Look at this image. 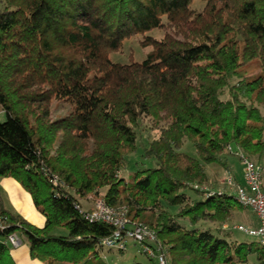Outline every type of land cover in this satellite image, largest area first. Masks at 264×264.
Returning <instances> with one entry per match:
<instances>
[{
  "label": "trees",
  "instance_id": "obj_1",
  "mask_svg": "<svg viewBox=\"0 0 264 264\" xmlns=\"http://www.w3.org/2000/svg\"><path fill=\"white\" fill-rule=\"evenodd\" d=\"M2 1L0 178L44 222L8 209L0 191V264H16L13 233L46 264H108L115 226L86 217L90 194L149 225L169 264H264V246L227 226L243 207L236 191L212 186L209 171L228 168L231 147L264 178V0ZM136 36L146 56L113 61ZM55 101L65 115L52 117ZM145 119L155 136L125 177Z\"/></svg>",
  "mask_w": 264,
  "mask_h": 264
},
{
  "label": "built area",
  "instance_id": "obj_2",
  "mask_svg": "<svg viewBox=\"0 0 264 264\" xmlns=\"http://www.w3.org/2000/svg\"><path fill=\"white\" fill-rule=\"evenodd\" d=\"M229 152L239 155L244 165V183L236 187V199L245 208L251 209L256 218L257 226L251 227L236 224L234 228L255 237L264 246V178L262 166L245 156L241 150L228 148ZM57 181V179H56ZM85 210V209H84ZM86 217L94 221H102L115 226V230L103 244L115 250H127L134 243L157 264H169L166 253L160 248L155 231L141 221L130 222L124 209L110 207L102 197H97L91 209L85 210ZM3 221L0 219V225ZM12 247H18L22 241L18 234L13 233L8 238Z\"/></svg>",
  "mask_w": 264,
  "mask_h": 264
},
{
  "label": "rangeland",
  "instance_id": "obj_3",
  "mask_svg": "<svg viewBox=\"0 0 264 264\" xmlns=\"http://www.w3.org/2000/svg\"><path fill=\"white\" fill-rule=\"evenodd\" d=\"M3 6H4V3L2 0H0V9L3 8ZM194 6L197 7L198 9L199 8L201 9L203 7V3L200 1H197L195 2ZM152 34L157 37H161L163 35V32L159 30H154ZM141 39H142L141 36H136V37L126 40L124 42V45L121 51L114 52L111 54L112 60L115 62H121V63L129 62L131 57L134 60H142L146 56V54L152 49V47L151 46H148L145 48L142 47L140 44ZM68 109H69V106L67 104H64V103L59 104L55 101L52 106V117L57 118V117L63 116L68 112ZM262 111L264 113V107H262ZM6 118H7L6 113L3 110H0V121H5ZM152 126H153L152 122L148 119H145L142 125L138 128V136H139L138 143H139L140 150L138 149L139 152L137 153L135 152L127 156L126 166L124 170H122V173L124 174L125 177H129L135 170H137L139 167L142 166L140 161L145 160V158L144 156H141V153L144 152L145 148L148 146L150 141L155 136V131L153 130ZM185 150L188 151V153L190 154H195L194 147L187 140L185 144ZM224 157H225L224 158L225 161L228 157L230 158L233 157L232 159H230L233 164L232 165L233 175L235 179H239V181L240 180L244 181V165L239 155H234L231 152L229 153L227 152L225 153ZM136 159L139 161L136 162ZM215 165L217 164H213L212 166H215ZM230 176H232V174L228 172V174L222 181L221 186L219 185L218 189H229V190L236 191L237 185L234 186L235 183ZM8 179L10 178H0V191L2 190L5 192V187L3 183L8 181ZM9 181L12 183H18L14 179H10ZM19 185L20 184H18L17 186L19 191H21V193H24L27 196V198L30 197V194ZM223 185H225V187ZM101 191L103 193L104 189H102ZM6 194H7L8 202L10 203L9 198L11 200L12 191L10 192L8 191L6 192ZM89 196H92V200H93L92 206L94 205V201L96 200V198L101 197V196H94V194H90ZM22 201L25 204L24 207H26L27 203L28 204L30 203L29 205H31L32 209H34L33 208L34 204L32 200H27V199L22 198ZM24 201H27V202L25 203ZM35 211L38 215L41 216L38 210H35ZM254 215H255L254 212L249 208H243V207L239 208L237 211H235V217L233 219L232 224H229V228L233 227L231 229L232 235L238 240L254 242L256 246H259L260 244L258 243V240L255 237L250 236L244 231L238 230L234 228L233 226V225L240 224V223L246 226L250 225L252 220L256 217ZM100 257L102 260H104L108 264H133L135 261H139L144 264H150L149 257L145 253H143L137 246H135L134 243H130L129 247L124 253H119L118 250H113L111 252H107V250H105L100 253ZM250 261L256 262L257 261L256 256L255 255L250 256Z\"/></svg>",
  "mask_w": 264,
  "mask_h": 264
},
{
  "label": "crops",
  "instance_id": "obj_4",
  "mask_svg": "<svg viewBox=\"0 0 264 264\" xmlns=\"http://www.w3.org/2000/svg\"><path fill=\"white\" fill-rule=\"evenodd\" d=\"M230 157H228L226 159V163H227V167H228L227 169L223 168L220 165H215V166L210 165V167H209V171L211 174V181L213 182V185L215 188H219V185L221 186L222 181L224 180V178L226 177L228 172L231 173L233 176V177L232 176H230V177L232 178V180L235 183L234 186L244 182L243 180L239 181V179H235V177L233 175V166H232L233 164L230 160L233 157L232 158H230ZM227 160H228V162H227ZM9 180L10 179H8V181L3 183V185L5 187V192L1 190L2 194H3L5 206L15 213L22 214L30 222H32L36 225H42L44 222V218L42 215L40 216L36 213V211H35L36 208L33 207L34 209H32V206L29 205L30 203L29 204L27 203V205H26L27 208L24 207L25 204L23 203L22 198L27 199V200H32L31 196L27 198V196L24 193H21V191H19V189L17 187L19 183H12ZM223 186L225 187V185H223ZM8 191L9 192L12 191V195H11L12 201L9 198L10 203L8 202V198H7V194H6V192H8ZM91 197L92 196L80 199V203L85 210H89L93 207L92 206L93 200ZM24 202L26 203L27 201H24ZM227 226H229V225H227ZM248 226H251V227L257 226V218L255 217L252 220L251 224ZM113 250H115V249H113ZM11 255H12L13 259L15 260L16 264H46L40 260L32 259L30 257L29 248L25 242H22L18 247H12L11 246Z\"/></svg>",
  "mask_w": 264,
  "mask_h": 264
}]
</instances>
